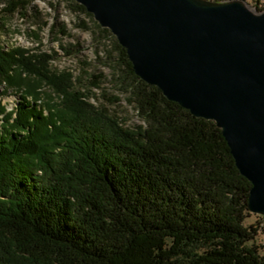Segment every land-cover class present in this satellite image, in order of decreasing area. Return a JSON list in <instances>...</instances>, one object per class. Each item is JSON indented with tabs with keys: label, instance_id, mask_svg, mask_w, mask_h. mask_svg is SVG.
<instances>
[{
	"label": "trees",
	"instance_id": "trees-1",
	"mask_svg": "<svg viewBox=\"0 0 264 264\" xmlns=\"http://www.w3.org/2000/svg\"><path fill=\"white\" fill-rule=\"evenodd\" d=\"M34 2L0 0V32ZM42 26L74 38L59 17ZM97 26L111 78L88 58L77 73L55 67L58 50L0 41V82L20 96L0 123V264H264V215L223 129L142 78ZM60 46L84 52L77 39ZM108 80L144 123L111 107L122 98Z\"/></svg>",
	"mask_w": 264,
	"mask_h": 264
},
{
	"label": "water",
	"instance_id": "water-1",
	"mask_svg": "<svg viewBox=\"0 0 264 264\" xmlns=\"http://www.w3.org/2000/svg\"><path fill=\"white\" fill-rule=\"evenodd\" d=\"M128 48L137 73L223 129L264 215V9L248 0H78Z\"/></svg>",
	"mask_w": 264,
	"mask_h": 264
},
{
	"label": "rangeland",
	"instance_id": "rangeland-1",
	"mask_svg": "<svg viewBox=\"0 0 264 264\" xmlns=\"http://www.w3.org/2000/svg\"><path fill=\"white\" fill-rule=\"evenodd\" d=\"M51 1L55 3V6L51 4ZM248 1L256 10L264 9V0ZM57 17H59L61 22L67 25L74 38L62 36L61 34L55 35L52 33L49 26H42L44 20H50L52 24L56 21ZM85 21H87L89 28L83 26ZM97 22L101 23L95 14L90 15L75 9L71 5L70 0H35L27 18L19 14L9 17L7 29L0 32V41L8 48L21 45L34 50L38 47H42V49L46 51L58 50L60 56L54 60L55 67L58 69L69 68L75 70L77 73L81 70L82 59L88 58V60H91L93 63L91 70L103 71L111 78V59L106 58L107 52L105 45L99 40L100 36H98V34L100 29L97 26ZM39 30L40 34L37 35L35 31ZM57 38L60 39L57 40ZM76 39L82 43L84 52L77 55L67 54L60 46V43H69ZM109 44L112 46V41H109ZM105 86L108 87L112 93L119 94L122 98L121 102L111 105V107L114 108L120 116L126 119H124L126 124L134 126L137 123H144V119L140 117L126 93L116 89L111 80H108ZM6 91L8 93H6ZM4 92L6 94H4ZM97 95L103 99V90H97ZM0 99L3 101L0 107V118L3 120V111L5 109L12 110L19 103V94H17L16 91H12V89L6 88L5 81L3 83L0 82ZM258 219L264 224L263 218L259 217ZM250 220L256 221V217L254 216ZM261 240L264 242V229L261 233Z\"/></svg>",
	"mask_w": 264,
	"mask_h": 264
}]
</instances>
